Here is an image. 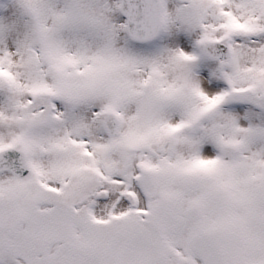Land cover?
Segmentation results:
<instances>
[{"label":"snow or ice","instance_id":"1","mask_svg":"<svg viewBox=\"0 0 264 264\" xmlns=\"http://www.w3.org/2000/svg\"><path fill=\"white\" fill-rule=\"evenodd\" d=\"M0 264H264V0H0Z\"/></svg>","mask_w":264,"mask_h":264}]
</instances>
